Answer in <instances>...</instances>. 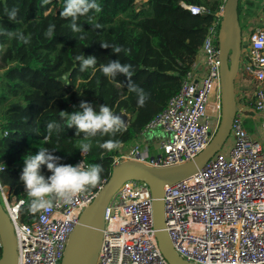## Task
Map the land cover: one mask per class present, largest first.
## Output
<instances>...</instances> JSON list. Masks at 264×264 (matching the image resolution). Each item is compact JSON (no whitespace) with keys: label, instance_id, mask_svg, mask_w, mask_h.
Listing matches in <instances>:
<instances>
[{"label":"built area","instance_id":"obj_1","mask_svg":"<svg viewBox=\"0 0 264 264\" xmlns=\"http://www.w3.org/2000/svg\"><path fill=\"white\" fill-rule=\"evenodd\" d=\"M221 1L179 92L140 133L165 134L158 141L159 154L150 157L135 144L116 156L114 165L135 158L154 166L176 165L209 144L222 114L218 41L226 0ZM183 5L193 14L206 12L204 6ZM261 13L264 18V2ZM243 35L250 47L245 72L258 83L254 108L264 130V19ZM230 137L229 150L218 151L196 175L165 185L166 229L179 255L195 264H264V144L249 133L239 110ZM85 157L81 153L77 164ZM104 183L97 190L85 188L71 202L55 200L50 211L39 212L28 223L21 218L23 200L11 201L0 180L1 201L14 225L18 264H62L71 232ZM152 199L145 181L130 179L121 185L106 207L96 264H169L155 235ZM1 250L0 238V257Z\"/></svg>","mask_w":264,"mask_h":264},{"label":"trees","instance_id":"obj_2","mask_svg":"<svg viewBox=\"0 0 264 264\" xmlns=\"http://www.w3.org/2000/svg\"><path fill=\"white\" fill-rule=\"evenodd\" d=\"M221 2L97 0L102 11L80 16L77 25L82 31L74 33L71 18L60 15L65 0H49L46 5L42 0H0V180L10 189L11 201L23 200L24 222H33L39 212L28 211L30 198L20 179L23 158L36 154L39 146L60 157V164L75 166L81 157L78 144L83 134L76 137V128L66 127L61 112L71 114L85 101L97 112L100 105H106L113 112L130 115L115 136L98 134L92 138L85 159L87 164L102 165L103 172L100 182L86 189L97 190L109 178L114 158L124 154L121 146L139 137L147 123L179 92ZM183 3L204 6L206 12L193 14ZM13 7L19 8L15 21L7 16ZM50 24L55 29L48 38L44 33ZM17 30L28 38L27 43L3 34ZM80 35L85 39L78 40ZM101 42L121 46L124 51L115 54L111 48L101 47ZM83 54L96 57L97 63L81 72L76 56ZM117 59L133 66L132 80L148 95L142 107L137 95L128 90L125 76L110 78L103 74L100 66ZM50 121L61 127L49 136ZM108 139L119 141V148L109 152L97 146V141ZM41 171L46 177L52 174L46 165Z\"/></svg>","mask_w":264,"mask_h":264},{"label":"water","instance_id":"obj_3","mask_svg":"<svg viewBox=\"0 0 264 264\" xmlns=\"http://www.w3.org/2000/svg\"><path fill=\"white\" fill-rule=\"evenodd\" d=\"M240 0H226L219 29V56L221 61L222 114L217 131L209 144L193 159L171 166H154L140 159H123L115 164L92 202L81 213L71 232L62 264H96L104 229L105 212L110 200L130 179L145 181L151 190L153 224L159 248L169 264H195L183 258L175 250L166 229L164 192L165 185L174 184L196 175L206 163L220 151L230 137L236 114L239 110L236 79L243 51H249L248 40L243 35L239 14ZM61 77L60 79H63ZM16 103L13 104L15 106ZM121 116L124 124L130 115L113 112ZM10 193V189H8ZM0 238L2 250L0 264H18L19 255L14 225L0 197Z\"/></svg>","mask_w":264,"mask_h":264},{"label":"clouds","instance_id":"obj_4","mask_svg":"<svg viewBox=\"0 0 264 264\" xmlns=\"http://www.w3.org/2000/svg\"><path fill=\"white\" fill-rule=\"evenodd\" d=\"M49 0H42V4L46 5ZM100 12L102 8L97 0H65V4L60 12L62 18H71V29L74 33L82 31L77 25V20L80 16H85L91 11ZM19 12L18 7H13L7 11L8 19L15 21ZM99 28L100 25H95ZM55 29L54 24H50L44 35L48 38L53 36ZM9 37H17L28 42L22 32L6 31L3 33ZM78 40L85 39L84 35H80ZM101 47L111 48L113 53L120 54L124 49L118 45H110L106 42H101ZM76 60L80 61V71H86L89 67L97 63L94 56L77 55ZM101 70L107 77H115L123 75L127 78V88L129 91L137 95V103L143 106L148 98L147 93L143 88L139 87L132 80L133 66L128 63H122L120 59L110 60L107 64H102ZM61 119L67 121L66 127L76 128V137L83 134L79 141L78 149L86 156L92 148V138L98 134L101 136L111 135L121 131L124 126V121L121 116L114 114L109 106L100 105L99 111H95L92 104L81 101L79 110L69 114L61 112ZM61 125L56 121L47 123V132L50 136L52 132L59 131ZM97 146L100 149L109 152L119 148L120 142L114 139H108L103 142L97 141ZM24 167L21 174V181L25 185L26 194L30 198L28 211L31 214L37 212H48L54 206L55 200H62L66 203L71 202L79 193L85 190L86 187H95L101 179L103 166L100 164H86L85 159L77 165L60 164V157L51 154L48 148L39 146V151L36 154H28L24 158ZM46 165L50 176L42 174V166Z\"/></svg>","mask_w":264,"mask_h":264},{"label":"crops","instance_id":"obj_5","mask_svg":"<svg viewBox=\"0 0 264 264\" xmlns=\"http://www.w3.org/2000/svg\"><path fill=\"white\" fill-rule=\"evenodd\" d=\"M263 2H264V0H262V3ZM263 19L264 18L262 17V13L259 12L256 15V17L254 18V23L252 24V27L260 24ZM246 75L253 80V84L255 86V89L253 91H251L250 89H248L247 85H244L243 89H242L243 91L241 93L237 94L238 95L237 97H238L239 112L243 116L244 125L247 128V130L249 131V133L253 137L257 138V136L255 135L254 127H256V126L261 127V116H259L257 114V112L254 108L255 100H256L255 92H256V89L258 87V83L256 82V80L252 76H250L247 73H246ZM261 130H263L262 127H261ZM164 136H165V134L161 130L151 131L150 133H147L145 135H140L132 143H130L128 145H122L121 151H122V153L126 154L132 150V148H133V146H135V144H140L144 151H148L150 157L156 156L160 152L159 147H158V141L160 139H162ZM153 143H155L154 144V148L156 149L155 153H151V151H150L151 145Z\"/></svg>","mask_w":264,"mask_h":264},{"label":"rangeland","instance_id":"obj_6","mask_svg":"<svg viewBox=\"0 0 264 264\" xmlns=\"http://www.w3.org/2000/svg\"><path fill=\"white\" fill-rule=\"evenodd\" d=\"M240 6H241L240 19H241L243 30L245 32L254 23V18L256 17V15L259 12H261L262 0H241ZM246 56H247V51H243L239 73L236 79L237 94L243 91L242 89L244 85H247L248 89H250L251 91L255 89L253 80L250 77H248L245 73V66H246V61H247ZM153 131H158V130H153ZM254 131H255V135L257 136V138H259L264 144V130H261V127L256 126L254 127ZM154 144L155 143L151 145V148H150L151 153L156 152V149L154 148ZM230 145H231V137H229L227 141L224 143L223 150L224 151L229 150Z\"/></svg>","mask_w":264,"mask_h":264}]
</instances>
